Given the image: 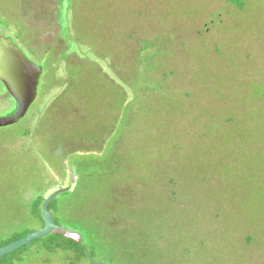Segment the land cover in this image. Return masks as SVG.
I'll return each instance as SVG.
<instances>
[{
	"label": "rangeland",
	"instance_id": "rangeland-1",
	"mask_svg": "<svg viewBox=\"0 0 264 264\" xmlns=\"http://www.w3.org/2000/svg\"><path fill=\"white\" fill-rule=\"evenodd\" d=\"M242 1L0 0L43 67L0 128V239L79 184L56 216L95 264H264V0Z\"/></svg>",
	"mask_w": 264,
	"mask_h": 264
},
{
	"label": "water",
	"instance_id": "water-1",
	"mask_svg": "<svg viewBox=\"0 0 264 264\" xmlns=\"http://www.w3.org/2000/svg\"><path fill=\"white\" fill-rule=\"evenodd\" d=\"M42 74L43 67L29 59L11 37L0 36V82L17 104L14 114L0 117V128L13 126L25 118L37 99ZM66 191V189H60L44 202V227L0 248V258L30 246L34 241L43 239L56 230H66L55 223L54 214L50 211L51 203ZM87 255L90 257L88 250Z\"/></svg>",
	"mask_w": 264,
	"mask_h": 264
},
{
	"label": "trees",
	"instance_id": "trees-1",
	"mask_svg": "<svg viewBox=\"0 0 264 264\" xmlns=\"http://www.w3.org/2000/svg\"><path fill=\"white\" fill-rule=\"evenodd\" d=\"M230 1L234 5L237 4L240 8L242 7L241 9L244 8L242 0ZM6 94L8 95V93ZM14 104L15 110L12 114L17 110V104L15 102ZM78 185L75 186L72 192H70L69 188H66L67 191L63 194L65 196L70 193H75V196L77 193L80 195L83 187ZM45 201V196H38L30 205L31 217L34 221L37 220L41 224L40 229L45 225L43 218V205ZM50 211L54 214L55 223L63 228L61 224L63 218L56 216V214L62 215L63 211L57 204V198L51 203ZM77 230V228L74 230H56L49 236L34 241L28 247L0 258V264H95L93 259H95L96 245L91 242L88 244L84 236ZM32 232H35V230L29 226L13 231L8 236L0 239V248L16 242ZM87 250L90 253V257L87 255Z\"/></svg>",
	"mask_w": 264,
	"mask_h": 264
}]
</instances>
